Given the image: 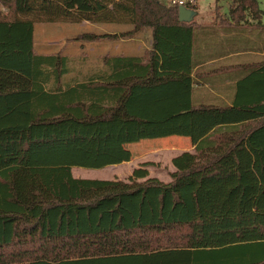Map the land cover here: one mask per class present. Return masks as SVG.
<instances>
[{"label":"trees","instance_id":"trees-1","mask_svg":"<svg viewBox=\"0 0 264 264\" xmlns=\"http://www.w3.org/2000/svg\"><path fill=\"white\" fill-rule=\"evenodd\" d=\"M246 12L262 13L230 0L229 17ZM82 22L130 27L84 42L149 30V64L118 58L107 79L63 86L68 58L37 54L34 26ZM191 37L165 0H0V264H264V67L232 106L195 107ZM173 136L195 154L172 159L167 184L150 164L128 182L71 175Z\"/></svg>","mask_w":264,"mask_h":264},{"label":"crops","instance_id":"crops-1","mask_svg":"<svg viewBox=\"0 0 264 264\" xmlns=\"http://www.w3.org/2000/svg\"><path fill=\"white\" fill-rule=\"evenodd\" d=\"M224 2L221 1V3ZM214 3L216 7L220 5L216 0H214ZM228 6L229 4L224 14H216L215 16L198 11L197 8L195 10L196 15L189 23L192 29L191 49L186 56H183V59H180V62L183 68L190 69L189 76L192 81L190 100L195 107L201 105L232 106L236 100L239 82L250 77H257L258 71L260 72L264 67V8H260L258 3L259 10L262 12L259 16L253 17L246 12L242 20L236 22V19L228 16ZM85 24L90 25L92 23L85 22ZM98 26L113 30L112 34L107 32H103V34L120 35L122 31H126L121 30L122 26L120 25L98 24ZM99 45L94 71L85 75L82 74V79H85L80 82L73 77V70L68 66V84L87 82L94 75L97 76L99 81L107 79L113 71L121 70V68H118V63L122 62H118V58L138 59L143 65L149 64L151 60L152 42L149 30L141 31L127 39L119 38L110 42L103 41ZM256 86H260V84L253 82L254 94H252V98L256 96ZM250 87H252V84H249V90L244 95L246 100L251 99ZM174 139L165 144L169 146V151L175 153L172 159L183 153L195 154L194 147L188 138L176 137ZM111 153L113 151L105 153V166L102 169L85 170L102 171L103 177L99 181L117 180L128 182L132 174L126 180H121L115 178L117 175L111 172L113 168L110 166H115V163L119 161V158H114L109 162L108 157H113ZM149 166L144 167L143 170L147 171L148 178L157 179L149 175L147 169ZM172 168L171 174L176 171L173 166ZM77 169L83 168H71V175L74 179L98 180L82 179V174ZM144 180L140 179L137 182H143ZM159 181L167 184L171 182V178L168 182Z\"/></svg>","mask_w":264,"mask_h":264},{"label":"rangeland","instance_id":"rangeland-1","mask_svg":"<svg viewBox=\"0 0 264 264\" xmlns=\"http://www.w3.org/2000/svg\"><path fill=\"white\" fill-rule=\"evenodd\" d=\"M256 1L259 3L260 8H264V0ZM229 2L230 0H226L224 3L219 2L220 5L216 7L214 0H199L197 8L199 9L198 11H203L215 16L216 14H224ZM2 12L5 11L2 10ZM121 30L128 31L130 30V27L122 26ZM126 31H122V33H125ZM103 32L112 34L113 30L105 29V27L100 28L98 24L88 25L85 24V22L79 24H36L34 26V49L35 52L40 55L59 54L67 57L68 66L73 70V77L81 82V80L85 79H82V74H88L89 72L94 71L93 69L96 67L95 58L97 56L100 42H84L77 40V38L87 33L102 35ZM110 41L111 40H109V42ZM62 84L63 86L68 85V75L62 79ZM174 138L176 137L145 140L141 141V143L142 145L147 144L148 146L128 151H120V155H115L122 159L117 161L115 166H110L113 168V171L111 172L117 175L115 178L126 180L129 175L132 174L133 170L148 163L150 166L147 169L150 176L168 182L170 180V172L173 170L171 159L175 153L169 151V146H166L165 144L171 140H175ZM134 145H137V143L124 146L129 147ZM108 159L109 162L113 160L111 156L108 157ZM77 170H80L82 179L102 180L103 172L100 170Z\"/></svg>","mask_w":264,"mask_h":264},{"label":"water","instance_id":"water-1","mask_svg":"<svg viewBox=\"0 0 264 264\" xmlns=\"http://www.w3.org/2000/svg\"><path fill=\"white\" fill-rule=\"evenodd\" d=\"M195 15L196 12L194 10L187 9L184 7L178 8V19L180 23L189 24Z\"/></svg>","mask_w":264,"mask_h":264},{"label":"built area","instance_id":"built-area-1","mask_svg":"<svg viewBox=\"0 0 264 264\" xmlns=\"http://www.w3.org/2000/svg\"><path fill=\"white\" fill-rule=\"evenodd\" d=\"M169 6L184 7L187 9H192L197 6V0H165Z\"/></svg>","mask_w":264,"mask_h":264}]
</instances>
